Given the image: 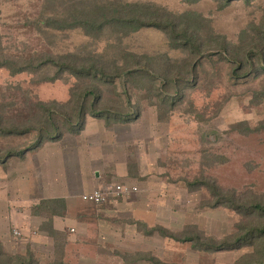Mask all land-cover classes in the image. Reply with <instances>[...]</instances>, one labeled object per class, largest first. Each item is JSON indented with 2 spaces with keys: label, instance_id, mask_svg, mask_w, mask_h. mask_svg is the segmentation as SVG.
Returning <instances> with one entry per match:
<instances>
[{
  "label": "rangeland",
  "instance_id": "obj_1",
  "mask_svg": "<svg viewBox=\"0 0 264 264\" xmlns=\"http://www.w3.org/2000/svg\"><path fill=\"white\" fill-rule=\"evenodd\" d=\"M150 23L167 31L131 27ZM263 33L264 0H0V194L13 158L40 147L53 122L58 141L116 134L133 141L139 159L147 150L164 211L153 226L117 218L101 238L49 228L53 245L0 238L1 264L263 263L256 241L215 247L264 224L254 209L264 206ZM187 40L194 42L181 46ZM93 65L109 77L144 69L129 83L131 94L142 93L130 102L122 85L84 73ZM173 82L183 95L169 109L155 93L174 95ZM88 90L101 95V109L135 114L116 121L87 113L77 125Z\"/></svg>",
  "mask_w": 264,
  "mask_h": 264
},
{
  "label": "crops",
  "instance_id": "obj_2",
  "mask_svg": "<svg viewBox=\"0 0 264 264\" xmlns=\"http://www.w3.org/2000/svg\"><path fill=\"white\" fill-rule=\"evenodd\" d=\"M67 137L64 141L44 140L26 158H13L8 171L3 172L2 178L10 181L0 194V238L4 245L13 234L20 243L33 239L34 244L53 245L46 228L51 234L70 230L82 237L97 234L101 238L117 218L134 217L154 222L153 226L163 216L159 199L163 187L154 176H148L144 164L147 150L139 159L131 152L133 141L127 138L123 142L116 134H80L79 140ZM118 183L136 186L138 191L101 206L81 198L84 193ZM45 200L60 201V206L54 213L40 209Z\"/></svg>",
  "mask_w": 264,
  "mask_h": 264
},
{
  "label": "trees",
  "instance_id": "obj_3",
  "mask_svg": "<svg viewBox=\"0 0 264 264\" xmlns=\"http://www.w3.org/2000/svg\"><path fill=\"white\" fill-rule=\"evenodd\" d=\"M103 15H105V14H103ZM115 15H116L115 17L117 18V12L115 13ZM112 20H114V19H112ZM118 21H120V18H118ZM135 21H136L135 17H133L132 19L129 20L130 23H133ZM97 22L98 21L96 20V23ZM97 24H98V26L100 28L102 27L101 24H99V23H97ZM142 26H153L154 28L165 30V31H167V28H168L167 26H164V25L158 24V23L141 24L139 26H131V27L133 28V31L135 32V31L139 30V28L142 27ZM193 42L187 40L186 43L184 42V44H181V46L185 45V47H187V45H192ZM260 42L262 43L261 45H263L260 48H264V33L261 36ZM194 48H195L196 51L195 50H192V51L194 52V54L197 55L198 51L201 50V47L199 45L195 44ZM252 53H255V52L252 51ZM262 53H260V55ZM261 60L262 61L264 60V55H262ZM235 61H237V60H235ZM239 63H241V61ZM68 69L74 71L75 67H68ZM19 70L22 71L21 69H19ZM141 71H144V69H130L128 72H124L123 71L121 73H118L117 75H114L115 77H109V76L105 75L103 72L101 74L98 73L95 70V67L93 65L90 69L85 70L84 73L87 72L88 74H91V75L93 74L94 76H97V77L101 78L103 81L109 82L110 84H113L115 89H117L116 88L117 85H122V88H123L122 93L125 94L127 96L128 100L131 102V98L133 97L134 94H136L135 92L142 93V90H137L135 92H132V94H131L130 93V88H129V83L132 82L133 81L132 78H136V74L140 73ZM146 72H145V74L147 76H149V77L155 76V74L151 73V69L150 70L146 69ZM150 80L154 81L153 79H150ZM173 84L174 85H172V86H174V88L176 87V90L174 91L175 92L174 95L167 96L166 93H164V92H162L160 90H158L155 93V95H157L160 98L161 102L166 104L169 109L174 108L177 105V102L182 99V95H183L182 93H180V90H179V87H178V85H180V83L179 82H173ZM119 91H120V89H119ZM139 95H141V94H139ZM100 96L101 95L97 94V92H95L94 90L85 91L84 96L82 97V99L85 98L84 101H82L77 106V108L75 109V114H76L77 120H78L77 125H82L83 124L84 118H85L87 113H90L91 115H95L96 117H103V118H108L109 116H111L116 121L117 120L118 121H128L129 119L132 118L130 116H133L135 114V112H131V113H128V114H119V113H115V112L114 113L110 112V110L106 111L104 109H101L99 107L100 100H101ZM88 101H89V104H87ZM170 112H173V111H170ZM50 114H51V112L49 111V115ZM66 118L69 119V117H66ZM53 119H54L53 117L52 118L50 117L48 119V121L52 122ZM58 131H59L58 125L54 124L52 122L51 130L49 129L47 131L46 135H41L40 136V141H43L45 139H50V140H53V141L58 140L59 137H60V134H58L59 133ZM36 145L39 146L38 142L36 143ZM16 155H18V154H16ZM4 158L5 157L2 158L0 156V163L1 164H6V160ZM212 186L214 188L215 193H217L219 191L217 189V187L215 185H212ZM59 204H60V201L45 200V201H42L40 203L39 208L40 209H48L50 212L54 213L55 209H57L58 206H60ZM229 207H232V208H234V209H236L238 211L242 210V208L236 206L235 204H230ZM254 209L256 211H259L262 214H264V206H262V204H260V203L256 204ZM260 226H261L260 228L253 227V228L247 229L246 231L242 232L237 237L234 236L233 238H226V239L218 242L217 243L218 246H215V247H216L217 250H232V249L240 248V247H242V246H244L246 244H251V242L256 241L259 244V246H261L260 249L264 253V224L260 225ZM2 253H4L3 249H2ZM0 257H2L1 253H0ZM0 264H1V262H0ZM19 264H26V260L22 258L21 262ZM157 264H160V262H157ZM253 264H264V262L263 263L256 262V263H253Z\"/></svg>",
  "mask_w": 264,
  "mask_h": 264
},
{
  "label": "built area",
  "instance_id": "obj_4",
  "mask_svg": "<svg viewBox=\"0 0 264 264\" xmlns=\"http://www.w3.org/2000/svg\"><path fill=\"white\" fill-rule=\"evenodd\" d=\"M137 191L138 188L136 186H131L126 183H118L105 188L95 189L89 193H84L81 198L85 202L101 206L111 200L132 196Z\"/></svg>",
  "mask_w": 264,
  "mask_h": 264
}]
</instances>
